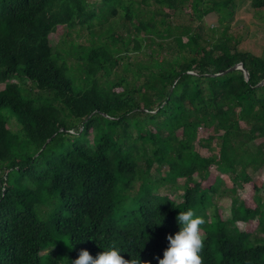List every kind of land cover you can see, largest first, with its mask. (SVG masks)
<instances>
[{
  "label": "trees",
  "instance_id": "16d2710c",
  "mask_svg": "<svg viewBox=\"0 0 264 264\" xmlns=\"http://www.w3.org/2000/svg\"><path fill=\"white\" fill-rule=\"evenodd\" d=\"M237 1L0 0V264H72L109 246L158 264L188 207L206 220L204 264H264V53L240 49L228 24L205 37L171 20L188 2L190 19L223 21ZM119 22L134 34L117 33ZM83 26L88 43L51 44L58 27ZM130 51L136 60L120 62ZM239 62L248 79L227 70ZM118 66L126 73L112 78ZM153 165L184 178L179 201L157 192ZM212 166L229 185L207 181ZM119 182L132 206L118 204ZM248 183L253 206L237 192ZM250 220L256 231L236 225Z\"/></svg>",
  "mask_w": 264,
  "mask_h": 264
},
{
  "label": "rangeland",
  "instance_id": "374dc122",
  "mask_svg": "<svg viewBox=\"0 0 264 264\" xmlns=\"http://www.w3.org/2000/svg\"><path fill=\"white\" fill-rule=\"evenodd\" d=\"M90 3H93L94 6L98 7L95 2H99V0H87ZM189 5L188 2L184 4V8L182 11H174V15H172L171 20L173 23H177L180 25H187L192 28H196L198 25L202 27L201 33L205 37H209L212 34H215L217 31L214 29H221L223 26L228 24V33L235 36L239 42L238 47L242 50L250 51L256 55H261L264 53V10H255L252 8L249 4V0H239L237 1L235 7L233 8V14L229 16L228 18L224 19L223 21H220L218 19V13L210 12L203 16L201 20L199 19H190L189 17ZM67 31V30H66ZM70 36L64 35V28L58 27L56 32H53L50 34V40L52 45H56L57 47L61 48L62 44L59 43L60 39L63 37L66 38V41H74V42H80V43H88L87 42V29L85 26L83 27H77L70 32ZM117 33H123L125 36L127 34L130 35V37L134 34V30L131 29V32L126 30V28L121 26V22H119L117 27ZM132 43H130L129 46H131ZM128 57H123L120 62H124L128 59H130L131 62H134L137 58V53L134 51L128 52ZM67 61L72 64L73 58H67ZM69 73V72H67ZM124 70L121 67H116L114 74H112V78H114L115 75L118 74H125ZM70 76H72V73L70 72ZM14 81H20L18 78H13ZM26 87H29V82L25 83ZM4 84L0 83V89L3 88ZM33 93L37 92L36 88H33ZM4 113L6 117L9 119L7 126L8 128L15 132L19 128V124L17 122L16 115L10 110L9 107L5 108ZM209 133V130L201 127L198 129V137H206ZM198 139V138H197ZM214 144V142H213ZM194 149L198 151L202 155H209L211 152L206 147L202 146L199 142V140H196L194 143ZM1 165V162H0ZM167 169L166 167L162 168L161 170L157 171L155 166L153 165L151 168V177L156 179L157 182L161 181V183L157 186V192L159 193H167L171 196L172 199L175 201H179L181 199V195L183 192V184H184V178L183 177H177L174 182L173 181V175L166 173ZM211 174L208 182H211L214 178L215 174H219L216 169L212 166L210 168ZM222 175V174H219ZM224 176L227 184H230V181L227 177ZM261 178L264 180V169H261L260 172L256 173L255 178ZM163 179V180H162ZM150 183V182H149ZM121 182L117 185V198L118 204H120L121 207L132 206L133 202H136L138 200V197L132 199V193L123 191V188H120ZM152 186V183H150ZM154 185L152 186L153 189ZM137 188V185H136ZM135 188V189H136ZM238 195L241 199H243L246 203H248L250 206H253V203L251 201L252 197V186L250 183L244 184L241 188H238ZM141 195V194H140ZM219 212L222 215V217L229 216V207H230V198L228 197H221L220 199L216 200ZM236 225L238 228L245 230V229H253L256 231V220H250L249 222L244 223L243 221H237Z\"/></svg>",
  "mask_w": 264,
  "mask_h": 264
},
{
  "label": "clouds",
  "instance_id": "9594fccd",
  "mask_svg": "<svg viewBox=\"0 0 264 264\" xmlns=\"http://www.w3.org/2000/svg\"><path fill=\"white\" fill-rule=\"evenodd\" d=\"M179 230L174 234L168 233V246L163 250V256H157L158 264H204L202 251L206 237L201 231V225L206 220L203 215L197 214L195 208L188 207L177 213ZM162 223V221H161ZM151 264V261H142L139 257L126 259L117 246L106 247L104 251L93 256L84 248L80 250L72 264Z\"/></svg>",
  "mask_w": 264,
  "mask_h": 264
},
{
  "label": "water",
  "instance_id": "95a60500",
  "mask_svg": "<svg viewBox=\"0 0 264 264\" xmlns=\"http://www.w3.org/2000/svg\"><path fill=\"white\" fill-rule=\"evenodd\" d=\"M235 68H239V69H241V70L243 71V74H244L245 79H248V72H247V70L245 69V67L243 66V64H242L241 62L236 63L235 65L231 66V67L228 68L227 70L235 69ZM262 83H264V79H263L262 81H260V82L258 83V85H260V84H262Z\"/></svg>",
  "mask_w": 264,
  "mask_h": 264
}]
</instances>
